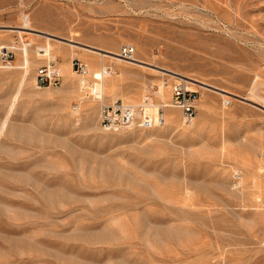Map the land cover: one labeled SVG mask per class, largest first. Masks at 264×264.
<instances>
[{
  "label": "rangeland",
  "instance_id": "1",
  "mask_svg": "<svg viewBox=\"0 0 264 264\" xmlns=\"http://www.w3.org/2000/svg\"><path fill=\"white\" fill-rule=\"evenodd\" d=\"M125 45L142 62L98 53ZM3 51L0 264H264V0H0ZM166 70L209 84L191 122ZM115 101L164 123L105 130Z\"/></svg>",
  "mask_w": 264,
  "mask_h": 264
},
{
  "label": "built area",
  "instance_id": "2",
  "mask_svg": "<svg viewBox=\"0 0 264 264\" xmlns=\"http://www.w3.org/2000/svg\"><path fill=\"white\" fill-rule=\"evenodd\" d=\"M120 57L125 60H131L135 55V48L130 45L122 46L119 51ZM2 62H8L12 59L10 51H3L0 54ZM72 66L76 71L84 72L85 64L79 60L73 59ZM60 67L54 61H49L46 65H40L36 70L35 83L39 87L56 86L62 80ZM196 91L189 89L185 82L179 81L172 86V98L174 106L181 109L183 121L188 123L195 114V102L197 100ZM141 107V105L139 106ZM133 107L130 104L122 102L115 104H101L100 106V124L105 130H118L124 127L140 126L151 127L160 124L163 121L162 114L150 116L142 113L137 115V111H143L142 108Z\"/></svg>",
  "mask_w": 264,
  "mask_h": 264
},
{
  "label": "bare ground",
  "instance_id": "3",
  "mask_svg": "<svg viewBox=\"0 0 264 264\" xmlns=\"http://www.w3.org/2000/svg\"><path fill=\"white\" fill-rule=\"evenodd\" d=\"M29 18H27V16L26 17H24V20H23V26H20V27H17V32L18 33H20L21 34V46H20V58H21V60H22V64H21V66H23L24 67V70L25 71H27V67H28V64H29V62H30V57H29V49H28V47H30L31 45H32V43L31 42H27L26 41V39H25V36H24V38H23V36H22V34H27V33H29L30 31H33L34 29L30 26V22H29V20H28ZM27 30H30V31H27ZM49 35V34H48ZM67 41H69V42H73L74 44H80V43H78V42H75V41H73V40H67ZM8 45V44H7ZM10 46V45H9ZM15 46V45H14ZM18 46V45H17ZM28 46V47H27ZM77 46V45H76ZM85 46H87V47H89V48H94V47H92V46H88V45H85ZM7 47V46H6ZM13 47V46H12ZM16 48V47H15ZM97 49V48H96ZM97 50H99V49H97ZM101 51H104V52H108V53H110V54H105L104 52H98L100 55H102V56H104V55H107V56H110V57H113V58H115V59H117V60H119V61H128V62H142L141 60H139L138 58H133V59H131V60H125V59H122L121 57H119V54L117 53V52H112V51H108V50H101ZM72 63V62H71ZM72 65V64H71ZM102 67H100L101 69H100V73H101V75H105V74H108V73H110V72H108L107 70H106V67H103V65H101ZM73 67V66H72ZM66 70H67V67L65 66L64 67ZM60 71H61V69H60ZM68 71V70H67ZM73 71V73H75L76 72V70L74 69V70H72ZM167 72L169 71V70H166ZM170 73H171V75L173 76V77H175V78H180L181 80H183V82H185V84L186 83H189V84H192V85H197V86H200V87H203V88H207V86H209V84H207V83H205V82H203V81H200V80H198V79H196V78H192V77H188V76H183V75H181V74H179V73H177V72H175V71H169ZM179 80V79H178ZM86 82H88V81H86L84 78H80L79 80H78V84L80 85V87H85V85L87 84ZM187 85V84H186ZM89 86V85H88ZM103 87V83L101 84V88ZM215 88V87H214ZM90 91L92 92V94H95L96 93V89L95 88H90ZM154 92V94L156 95V96H158V98H160V99H162V100H164L165 99V94H166V92H167V84L165 83V82H160V83H157V85H155V90L153 91ZM97 95H101V94H99V93H97ZM247 99V98H246ZM102 100V99H101ZM227 102V101H226ZM115 103H118V102H113L112 104H115ZM101 104H104V102H102ZM172 104H173V102H172ZM174 105V104H173ZM173 105H171V104H167V103H164L162 106H173ZM147 106H149L148 104H146V103H144V104H142V107H147ZM133 107H135V106H133ZM143 109V108H142ZM160 109L162 110V108L161 107H159L158 109H157V113L155 114V115H151L150 114V116H154V117H157L158 116V112L160 111ZM147 112V111H146ZM163 112V111H162ZM141 113H142V111H137V115H140V116H142L141 115ZM162 117H163V121L160 123L161 125L164 123V114L162 113ZM165 120H166V123H168V124H171V125H174V124H176L177 123V114L174 112V111H167L166 112V114H165ZM193 119V118H192ZM192 119H191V121H192ZM190 121V122H191ZM4 124H5V122L2 124V127L1 128H3L4 127Z\"/></svg>",
  "mask_w": 264,
  "mask_h": 264
}]
</instances>
